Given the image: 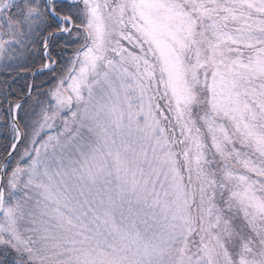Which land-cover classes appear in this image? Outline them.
Here are the masks:
<instances>
[{
  "label": "snow or ice",
  "instance_id": "snow-or-ice-1",
  "mask_svg": "<svg viewBox=\"0 0 264 264\" xmlns=\"http://www.w3.org/2000/svg\"><path fill=\"white\" fill-rule=\"evenodd\" d=\"M0 264H264V0H0Z\"/></svg>",
  "mask_w": 264,
  "mask_h": 264
}]
</instances>
